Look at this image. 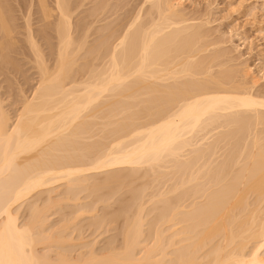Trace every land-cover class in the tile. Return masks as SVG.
I'll return each mask as SVG.
<instances>
[{
	"label": "bare ground",
	"instance_id": "obj_1",
	"mask_svg": "<svg viewBox=\"0 0 264 264\" xmlns=\"http://www.w3.org/2000/svg\"><path fill=\"white\" fill-rule=\"evenodd\" d=\"M28 1L18 24L0 0L2 64L19 68L16 52L40 76L14 117L0 95V264H264V90L252 68L208 53L206 23L186 16L185 0ZM48 29L51 66L36 38ZM137 177L148 181L110 213L126 218L122 248L38 251L65 242L45 229L59 187L60 203L86 190L109 197ZM166 178L148 213L145 189ZM144 210L156 213L149 222Z\"/></svg>",
	"mask_w": 264,
	"mask_h": 264
},
{
	"label": "rangeland",
	"instance_id": "obj_2",
	"mask_svg": "<svg viewBox=\"0 0 264 264\" xmlns=\"http://www.w3.org/2000/svg\"><path fill=\"white\" fill-rule=\"evenodd\" d=\"M6 1L17 18L16 23L22 24L23 20L18 18L20 14L19 11L24 9V7H27L29 1ZM111 1V4L114 3V5L118 3V0ZM122 1L125 0H120L119 2L122 3ZM124 4L116 6L117 8L120 7V9L118 8V11L116 10L118 13L110 17L108 21H112L117 15H120L125 11L124 9L127 7H122L123 9L121 8ZM90 5L91 4L84 6L83 9H88L91 7ZM183 10L187 14L186 16L188 18L190 17L192 22L197 21L198 23H206L203 30L207 32V40L210 44L208 53L218 50L222 60H228L231 58V62L228 64L240 67L246 65L250 66L253 72L251 77L254 76L258 79L256 89L264 90V0H185L183 3ZM37 17L36 14L33 15V24L37 23ZM192 18L195 20H192ZM104 23L105 21L98 24V26ZM48 31L50 32V35L47 39L51 44L44 40L45 38L41 39L39 35L36 38L39 41L43 52L46 54L49 62L48 64L53 65L55 59H53L54 56L52 57V55H55L54 50L55 47H57L58 40L54 38L53 31H50L49 29ZM21 36L19 35V37L23 39L22 42H24L25 47H27L28 44L26 46V40L24 41L25 38L23 35ZM93 37L94 35L91 38ZM48 43L52 47H50ZM28 49L30 51L29 47L27 50ZM11 55L20 67L17 68L18 66H15L16 68H14L12 64H2V57H0V66L2 64L3 67V69H0V95L4 100L5 109L14 117L17 113L16 110L21 106L23 97H32L33 90L37 86L40 76L35 61L29 59L23 60L22 56L16 52H11ZM83 62V57H78V65H81ZM163 170H167V168H164ZM138 177L131 184L122 185L113 190L109 197L108 195H103L107 190L99 192L86 190L79 194V200H62L60 203L61 199L64 197L63 192L65 187H59L52 193L53 196L51 195L53 198L55 197V202L50 204L48 210L45 211L46 213L44 212L47 216L46 219H48L46 220L48 222L46 224L47 227L45 225V229L47 230V235L51 233L52 235L62 233V235L65 236V242L59 244L61 243V240L57 239V241H55V236L54 240L52 239L51 242L54 243L55 241L57 244L54 243L52 245V243L49 242V240H51L50 238L47 241L48 244L44 243V245H42L43 243H41L38 246V251L43 254L49 251L48 254L51 255L50 257L56 260L61 253L68 257L78 259L81 258V256H84L85 258H87V256L89 257V255L93 256L95 253L97 256L102 255V253L104 255L111 249L122 248L126 218L121 216L118 220H114L113 218H110V213L118 208L117 206L120 200H131L133 194L132 190L134 188H139L148 181V178ZM158 182H155L152 185L153 187L148 186L145 189L144 193L147 195L145 197L146 201L150 199V194L153 192L157 193L160 189L161 191L167 190V187L174 183V180L166 178L165 181L162 180V182L160 181L161 183ZM156 198L157 196H155V199ZM145 203V205H147L145 209L148 212L153 201L151 202L149 200ZM45 204L47 203H42V205ZM26 205L27 203H23L19 212V221L21 224H23L24 221L26 222V219L30 217V212ZM134 206L132 209L136 210V207L134 209ZM146 210H144V214L142 215L145 216L149 222L156 213L154 212L153 214L152 212V214L146 216ZM144 221L146 220L144 219ZM147 221L145 222L144 228L148 225ZM148 239L149 238L147 237L146 241ZM150 240L147 242L145 241V245H147V243L151 245L153 241ZM50 243L52 245L51 247ZM168 249L167 251L169 252L171 248ZM140 250L142 249L136 251L138 252L137 255H141L142 252L140 253ZM91 252H93L92 255Z\"/></svg>",
	"mask_w": 264,
	"mask_h": 264
}]
</instances>
